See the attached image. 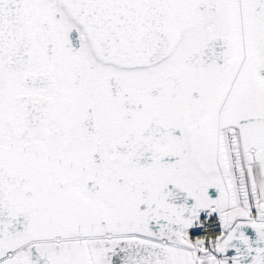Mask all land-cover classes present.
<instances>
[{
  "label": "snow or ice",
  "instance_id": "snow-or-ice-1",
  "mask_svg": "<svg viewBox=\"0 0 264 264\" xmlns=\"http://www.w3.org/2000/svg\"><path fill=\"white\" fill-rule=\"evenodd\" d=\"M0 264H264V0H0Z\"/></svg>",
  "mask_w": 264,
  "mask_h": 264
}]
</instances>
